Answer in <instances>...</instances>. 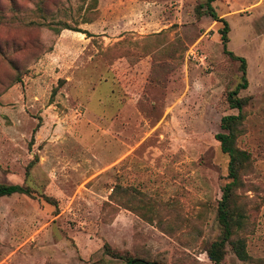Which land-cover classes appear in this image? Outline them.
Returning a JSON list of instances; mask_svg holds the SVG:
<instances>
[{"label":"rangeland","instance_id":"374dc122","mask_svg":"<svg viewBox=\"0 0 264 264\" xmlns=\"http://www.w3.org/2000/svg\"><path fill=\"white\" fill-rule=\"evenodd\" d=\"M93 1L0 0V46L22 73L14 82L0 55V184L33 191L0 196V264H125L131 256L212 264L204 243L219 234L228 182L215 135L223 116L237 114L226 96L241 77L239 62L222 52V24L197 16L206 0H96L95 20L83 24ZM212 5L229 25L227 49L246 60L238 146L251 154L247 180L262 198L247 238L252 262L227 247L222 264H264V0ZM33 20L63 21L91 36L28 27ZM118 185L145 196L138 215L122 206L123 195L109 198ZM164 215L173 217L172 234L158 227Z\"/></svg>","mask_w":264,"mask_h":264},{"label":"trees","instance_id":"16d2710c","mask_svg":"<svg viewBox=\"0 0 264 264\" xmlns=\"http://www.w3.org/2000/svg\"><path fill=\"white\" fill-rule=\"evenodd\" d=\"M216 0H206L204 4L196 6V14L200 16H209L212 21L222 24V28L218 30L220 35V41L222 44V52L230 59L239 62V70L241 72L240 82L235 86L232 91H229L226 96L228 106L237 111L235 115L223 116L220 120L221 132L215 135V140L219 143L221 153L228 157L227 163V179L228 182L221 188V197L218 202L216 211V220L219 227V234L215 239L207 241L204 244V252L208 260L212 264H222L223 259L227 253V247L234 254V256L242 262H252L247 250V238L254 232L255 229V217L258 214L262 198L259 195L260 188L254 183L247 180V178L254 174L255 168L251 154L241 149L238 146V139L246 133L245 126V112L244 108L248 105V97H240L239 92L245 90L248 86L247 75H246V60L243 57L236 56L233 52L227 49L229 42L228 33L229 25L224 18H221L215 12L213 3ZM40 2L39 14L42 17H46L49 11L45 10ZM97 14L96 0L89 6V16L83 21V24H90L95 20ZM52 24V25H51ZM30 28H40L48 26L56 34H59L62 30H70L91 36L87 31L72 27L66 22L57 21L56 23H48L46 20L29 21L26 24ZM161 33L154 35V38H160ZM0 55L10 64L12 69L15 71L14 82H20L22 73L21 69L16 65V61L11 57V53L7 49H3L0 46ZM40 123H38L31 133V139L28 144V148L32 151V146L35 143V133L38 131ZM38 157L33 156L32 160L26 167V176L29 175L30 169L37 163ZM32 189L22 185H6L0 184V196H10L13 194H22L25 196H32ZM125 198L121 204L124 208L132 211L138 215V211L135 208L137 205L143 207L147 206L148 202L145 201V196L131 187L115 186L109 195L112 200L117 196ZM47 201L50 199L45 197ZM135 203V205L131 204ZM132 207V208H131ZM130 208V209H129ZM143 218V217H142ZM164 216L158 218V227L162 232L166 234H172V222L174 220L172 216H168L165 219ZM148 223L152 221L145 219ZM166 224V225H165ZM177 229L182 225V220H177ZM165 225V226H164ZM162 226V227H161ZM176 228V227H175ZM175 229V230H177ZM104 249L107 254L114 258H119V254L112 250L107 244H104ZM125 264H160L155 261H149L138 257H127Z\"/></svg>","mask_w":264,"mask_h":264},{"label":"built area","instance_id":"2783aa9c","mask_svg":"<svg viewBox=\"0 0 264 264\" xmlns=\"http://www.w3.org/2000/svg\"><path fill=\"white\" fill-rule=\"evenodd\" d=\"M189 54H190L191 57H194V58L196 59L197 62H200V63L205 62V59H206L205 56H203V55H199L198 53H196V52L193 51V50H191Z\"/></svg>","mask_w":264,"mask_h":264},{"label":"crops","instance_id":"0c3cea01","mask_svg":"<svg viewBox=\"0 0 264 264\" xmlns=\"http://www.w3.org/2000/svg\"><path fill=\"white\" fill-rule=\"evenodd\" d=\"M229 2H232V0L231 1L229 0Z\"/></svg>","mask_w":264,"mask_h":264}]
</instances>
